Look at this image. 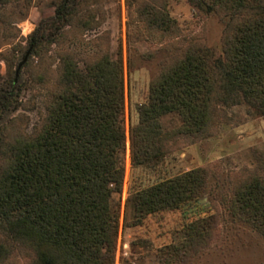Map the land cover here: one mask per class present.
I'll use <instances>...</instances> for the list:
<instances>
[{"label": "trees", "instance_id": "obj_1", "mask_svg": "<svg viewBox=\"0 0 264 264\" xmlns=\"http://www.w3.org/2000/svg\"><path fill=\"white\" fill-rule=\"evenodd\" d=\"M14 1L0 0V8ZM67 9L65 4L56 10V18L62 19ZM260 13L225 38L223 59L196 48L152 81L148 101L138 108L139 122L130 130L133 167H149L168 153L171 133L164 131V116L180 117L181 128L174 133L201 138L214 98L244 102L264 114V10ZM167 20L153 18L149 26L168 30ZM52 39L42 38L55 43ZM39 45L40 38H33L29 57ZM66 56L70 83L52 93L35 132L13 134L5 147L6 125L0 128V262L19 255L26 264L116 262L120 213L113 198L122 192L120 154L127 141L120 119L125 110L124 69L121 60L106 58L83 73ZM17 83L16 76L11 89H1L0 116L17 96ZM206 189L205 171L193 170L135 190L126 210L132 225H138L150 215L203 197ZM232 203L234 218L264 236V176L238 187ZM192 226L189 239L199 244L211 239L217 219Z\"/></svg>", "mask_w": 264, "mask_h": 264}, {"label": "rangeland", "instance_id": "obj_2", "mask_svg": "<svg viewBox=\"0 0 264 264\" xmlns=\"http://www.w3.org/2000/svg\"><path fill=\"white\" fill-rule=\"evenodd\" d=\"M65 4L64 17L57 19L56 10ZM262 10L264 0H15L0 8V91L12 88L30 43L40 38L17 77V96L0 116V128L6 125L5 147L13 134L35 132L52 93L69 85L66 55L83 73L106 58L122 62L125 110L120 119L127 141L120 154L122 192L113 198L120 213L115 264H264V236L234 218L232 203L238 187L264 176V114L244 102L214 98L201 138L174 133L181 128L180 117L164 116V131L171 133L168 153L149 167H133L130 140V130L139 122L138 108L148 101L151 83L161 72L196 48L223 59L225 38L236 35V25L260 18ZM164 17L168 30L149 26L151 19ZM49 36L55 43L43 42ZM193 170L205 171L203 197L132 225L126 204L135 190ZM212 216L217 227L211 239L192 244L193 223ZM26 261L19 255L0 264Z\"/></svg>", "mask_w": 264, "mask_h": 264}, {"label": "water", "instance_id": "obj_3", "mask_svg": "<svg viewBox=\"0 0 264 264\" xmlns=\"http://www.w3.org/2000/svg\"><path fill=\"white\" fill-rule=\"evenodd\" d=\"M28 57H29V52L28 54L26 55L25 59L19 64L18 68H17V71H16V76L18 77L19 75V72L21 70V68L25 65V63L27 62L28 60Z\"/></svg>", "mask_w": 264, "mask_h": 264}]
</instances>
